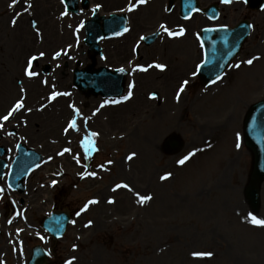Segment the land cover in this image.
Wrapping results in <instances>:
<instances>
[{
  "label": "rangeland",
  "instance_id": "obj_1",
  "mask_svg": "<svg viewBox=\"0 0 264 264\" xmlns=\"http://www.w3.org/2000/svg\"><path fill=\"white\" fill-rule=\"evenodd\" d=\"M50 1L54 2L31 1V10L24 11L25 0H19L14 8L9 7L12 0H0V116L5 115L22 95H26L27 107L32 108L31 112L21 111L5 122L6 126L0 130V147H6L10 160L15 158V146L20 143L45 156L41 169L26 183V188H37L36 192H31L32 197L29 189L19 195L10 191L5 183L0 184L5 189L0 196V264L26 263L30 248L43 236L40 222L52 207L81 212L93 199L99 202L75 217V224L65 239L54 247L50 264H64L72 256L77 258L75 264H264V227L253 225L250 218L245 219L249 213L264 219V184L261 208L255 212L244 196L251 158L240 133L246 104L261 100L263 95L259 79L254 80V73L260 71L264 76V61L259 65L260 70L258 67L251 70L250 76L243 61L248 60L250 51L253 53L255 49L264 58V44L260 45L258 39L264 32V12L258 18V33L250 47L245 46L244 53L216 87L192 86L190 81L195 78L194 65L200 59L189 46L191 30L199 19L196 23L197 19L186 23L189 32L182 40L170 41L162 32V38L154 45L140 47L139 59L130 52L115 62L109 51L116 43L101 44L108 51H103L107 60L96 57L99 67L113 70L124 67L130 72L135 65L148 66L158 63L156 60L174 66L172 71L161 74L151 71L149 74L154 76L155 84L140 87L134 93L136 100L127 103L129 111L122 110L112 116V109L125 104H105L103 108L107 111L100 113L103 109L100 105L106 100L86 97L72 85L73 68L78 65L83 69L91 63L88 49L83 44L84 30L80 33L78 48L72 47L78 51V56L72 57L70 50L62 65L60 60L53 59L55 52L66 51L68 48L65 47L72 42V39L63 40V33L86 20V13L64 17L62 7L55 9L54 3L49 5ZM94 2H101L106 5V10H113L123 7L126 0ZM148 9L138 11V24L131 20L133 37L129 50L139 33L152 31L163 21L162 17L149 21ZM17 12H23V15L13 26L11 21ZM242 12L237 11L231 21L223 20L222 23L234 25L233 21L243 15ZM168 17L164 21L172 26L170 21L173 19ZM133 18L135 20V16ZM33 21L40 29L39 36L32 26ZM126 36L128 40L129 35ZM262 37L264 40V33ZM39 51L46 53L33 62L37 65L34 70L40 75L35 81L29 80L24 75L26 61ZM42 60L44 65L49 61L58 66L54 71H50L49 66L45 70L40 64ZM238 63L239 69L234 67ZM43 79L48 80L47 86L42 84ZM128 80L130 77L126 82ZM184 80L188 84L177 100L176 90ZM35 83L43 89L38 95L32 90ZM52 85H55L54 89ZM21 87L26 93H21ZM52 91L70 94L58 100H64L69 114L58 121L59 134L38 137L40 121L46 119V113L60 111L54 100L47 101L48 93ZM151 93H156L158 99L152 100ZM70 105L80 110L79 131L65 133L67 121L75 115ZM37 109H41L42 118L31 120ZM85 120L89 124H84V128ZM20 129H26V133ZM90 132L99 133L91 138L94 140L93 153L81 146ZM237 133L240 148H236ZM174 134L181 136L184 146L173 155L164 143ZM64 148H70L71 152L58 155ZM193 151H196L195 156L184 165L177 163ZM133 152L136 155L128 160ZM109 160L113 163L108 164ZM102 164L104 168L100 167ZM86 169L97 175L94 178L82 176ZM167 172L173 175L162 180L160 177ZM53 180L57 181L55 185ZM124 183L132 190L121 187L113 191L117 184ZM136 193L150 194L152 200L140 204ZM109 199L114 202L109 203ZM15 210L19 214L17 217ZM89 220L91 226L85 227ZM73 245L77 246L75 250ZM193 251H210L213 255L194 258Z\"/></svg>",
  "mask_w": 264,
  "mask_h": 264
},
{
  "label": "snow or ice",
  "instance_id": "obj_2",
  "mask_svg": "<svg viewBox=\"0 0 264 264\" xmlns=\"http://www.w3.org/2000/svg\"><path fill=\"white\" fill-rule=\"evenodd\" d=\"M222 3L224 4H231L234 2V0H221ZM19 3V0H12V3L9 5L10 8H14L16 6V4ZM148 3V0H128V4H127V7L126 9H121V11H127V12H135L141 5H146ZM25 4H26V7L24 9V11H30L31 8H32V4H31V0H25ZM102 7V5L100 4H96L95 5V8L92 9V12L93 14H95V12L97 10H99L100 8ZM195 11H200V9H195ZM23 15V12H17L15 13V17L11 23L13 24V26H15V24L17 23V19ZM61 15H67V12H62ZM217 17H210V19H216ZM185 19H190V17H185ZM32 26L33 28L36 30V33L37 35L39 36L40 35V29L39 27L37 26V22L36 21H33L32 22ZM85 27V22L84 21H81L80 24L77 26L76 28V32L79 33V31ZM228 26L227 25H220V28H223V29H226ZM160 28V31L163 32V33H166L167 36L169 37H177V36H183L187 29L184 27V26H178L175 30L171 29L168 25L166 24H160L159 26ZM130 29L125 26L122 31L120 32H116L114 33V35H123L124 33L128 32ZM205 31H216V29L214 28H209V29H205ZM160 33H154V35H159ZM197 37L199 39V34H197ZM147 39L146 37L144 36H141L140 37V40H145ZM77 42H78V39H77ZM69 48H71V45L68 46ZM200 47L201 48H204V42L203 40L200 41ZM62 54L64 55H67V52L64 51L63 49L61 51H57L54 53L53 55V59H57L59 58ZM46 55V53L44 51H39L38 52V55H33V56H30L27 61H26V66H25V69H24V75L27 76L28 78H34V77H37L39 76L40 74L34 70L33 68V62L34 61H37L39 58L41 57H44ZM260 57L259 56H253L252 58L246 60V61H243V63H246L248 65H252L254 63V61L256 60H259ZM204 63H207V53H205V60L201 63V64H198L197 65V68H201L203 67V64ZM155 67L157 69H160V70H164L166 69L167 65L163 64V63H154L153 64H150L148 65L147 67L143 66V65H135L133 68H132V71L135 72V71H147L148 68L150 67ZM234 67L236 68H239L240 67V64H236L234 65ZM117 71L119 72H125L126 69L124 67H121V68H118L116 69ZM193 75H196V72H193ZM217 80L219 79H222V76H217L216 77ZM215 82V81H213ZM42 83L44 84H48V80L47 79H43L42 80ZM188 84V81L187 80H184L181 84V86L179 87L178 89V92H177V100H179L180 98V94L184 92L185 90V87L187 86ZM134 82L132 84L129 85V90L127 92V95H124L121 97L120 100H111V101H105L103 104L100 105L101 108H103L105 106V104H108V103H120L122 101H127L129 100L132 96H133V91L132 89L134 88ZM53 89L55 88V85H52ZM21 93H26V89H24L23 87H21L20 89ZM61 95H70L69 93H62V92H58V91H52L49 96H48V100L49 101H52V100H55L58 96H61ZM150 98H156V93H151L150 94ZM45 105H41V108H43ZM70 107L73 108L74 110V113L76 116H80V110L78 108L75 107V105H70ZM21 111H27V112H31L32 111V108H29L27 107L26 105V95H22L20 99H17L15 101V103L9 108V110L7 111V113L5 115H2L0 116V129H2L4 127V123L3 122H6V121H9L10 118H12L14 116V114L16 113H19ZM97 112L99 111V109L96 110ZM95 114V113H94ZM84 124L87 125V120L84 121ZM69 130H75V131H79V126L77 124V121L75 118L67 121V126L66 128L64 129L65 133H67ZM11 135V133H9ZM99 135L98 132H90L88 134V136H86L84 138V140L82 141V143L85 145V147H87L89 144H91L93 147H94V140L91 139V138H95ZM240 140V136H239V133H237V143H236V148H240L241 147V144L239 142ZM67 152H71V149L70 148H64L61 152L58 153V155H63L64 153H67ZM196 154V151H193V152H189L187 155L183 156L181 159H179L177 161L178 164L180 165H184L187 161H189L192 157H194ZM136 155L135 152L131 153L127 159L128 160H132L133 157ZM49 159H51V157H49ZM77 162H79V160L77 159ZM108 164H112L113 161L109 160L107 161ZM101 168H104L105 166L102 164L100 165ZM82 176L83 175H90V176H93L95 177L97 175V173L95 172H86V173H82L81 174ZM173 174L171 172H167L165 175L161 176L160 178L162 180H167L169 179ZM53 185H55L57 183V181L53 180L52 181ZM126 188L128 189L129 191H131L132 189L130 188V186L127 184V183H124V184H117L115 186V188L113 189V191H115L116 189H119V188ZM5 189L3 187H0V196H2V194L4 193ZM136 196L138 197V200L137 202L140 203V204H145L149 201L152 200V196L150 194H144V195H141L140 193H136ZM99 201L98 200H89L83 209H81V212H84V211H87L88 207L92 204H96L98 203ZM109 203H113L114 201L109 199L108 201ZM81 212H77L76 215L79 216L81 214ZM250 218V219H249ZM245 219H249V222L252 223L253 225H256V226H259V227H264V219H259L257 218L255 215L249 213V216L246 217ZM9 223H11L12 221L9 220L8 221ZM73 224H75V221H72ZM92 224V221L89 220L88 223L85 225V227H88V226H91ZM17 231H21L20 229H18ZM37 235H39V233H37ZM40 239H45V237L43 236H40ZM77 246L76 245H73V250H75ZM191 255L194 257V258H202V257H210L213 255L212 252L210 251H193L191 253ZM76 257L75 256H72L70 257L69 259H67L65 261V264H75V261H76Z\"/></svg>",
  "mask_w": 264,
  "mask_h": 264
},
{
  "label": "water",
  "instance_id": "obj_3",
  "mask_svg": "<svg viewBox=\"0 0 264 264\" xmlns=\"http://www.w3.org/2000/svg\"><path fill=\"white\" fill-rule=\"evenodd\" d=\"M241 30V31H237ZM237 30L229 32L230 34V46L228 48L221 47L218 51L216 50V75L221 74L232 58L238 53L239 46L245 38L247 28L245 26L238 28ZM244 34L242 37L241 34ZM83 86V84H79ZM87 85H91L90 82ZM91 88V87H88ZM261 106V104L259 105ZM259 108V107H257ZM257 152V157L255 160L254 173L252 175V186L249 188V194L251 199L255 203L254 207L258 208V186L264 180V157H263V147L256 143L251 144ZM65 220V219H64Z\"/></svg>",
  "mask_w": 264,
  "mask_h": 264
},
{
  "label": "bare ground",
  "instance_id": "obj_4",
  "mask_svg": "<svg viewBox=\"0 0 264 264\" xmlns=\"http://www.w3.org/2000/svg\"><path fill=\"white\" fill-rule=\"evenodd\" d=\"M64 34H63L64 35L63 38H65V39H67L69 41V39H71V37H72V36H70V33L69 32H65ZM57 38L61 39L59 36H57ZM117 54H121L122 56H125V55L128 54V42L127 41L118 48V50L113 54V56L116 57ZM41 64L44 65V62L42 61ZM46 64L51 65L52 63L47 61ZM153 79H154V76L150 75L149 73L146 74V75L141 74L140 75V79H139V87H144V86L152 87L155 84L153 82ZM167 80H169V78ZM32 90L34 91L35 95H38L39 93L43 92V89L40 88L36 83L33 85V89ZM132 100L135 101L136 99L134 100V98H133ZM132 100H131V102H132ZM56 104H57L56 106L60 107V111H57V110L53 111L52 110L51 113H48V112L46 113V119L45 120L42 119V121H40V124H42V125H41V130L39 131L40 134H38V133L36 134V135H38V137H40V136L43 137V135L48 137L49 135L59 134L58 121L61 120L60 118H63L64 116L69 114V112H68V110L66 108V105H64V100H61L60 102H58ZM128 106L129 105L127 104L126 106L123 105V106H121L119 108H116L115 110L112 109V111H113L112 116H115L116 113H118L119 111H122V110H125V112L129 111ZM37 113L38 112H35L30 119L31 120L37 119V118L41 119L42 118L41 114H37ZM98 121L99 120H97L96 123ZM34 127H33V131H36L34 129ZM22 131L24 133H26V129H24ZM46 148L48 149L49 147H46Z\"/></svg>",
  "mask_w": 264,
  "mask_h": 264
}]
</instances>
